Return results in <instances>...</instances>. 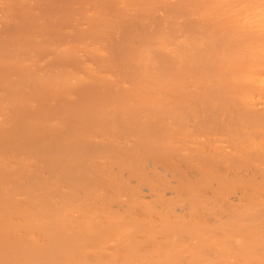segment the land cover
<instances>
[{
	"label": "bare ground",
	"instance_id": "6f19581e",
	"mask_svg": "<svg viewBox=\"0 0 264 264\" xmlns=\"http://www.w3.org/2000/svg\"><path fill=\"white\" fill-rule=\"evenodd\" d=\"M35 1L0 0V264H264V0Z\"/></svg>",
	"mask_w": 264,
	"mask_h": 264
},
{
	"label": "rangeland",
	"instance_id": "374dc122",
	"mask_svg": "<svg viewBox=\"0 0 264 264\" xmlns=\"http://www.w3.org/2000/svg\"><path fill=\"white\" fill-rule=\"evenodd\" d=\"M26 1L28 2V0H26ZM30 1H31L32 3L30 2V4H29V2H28V3H26V4L29 5V6H31V8L33 7L32 11L34 10V11L36 12V11H37V7H38V5H39L40 3L37 5L38 2H36L35 0H30ZM37 1H38V0H37ZM39 1L41 2V4L44 5V6L42 5L43 7H45V5H46V6H47V5H48V6H51L50 9L53 8V7H55V5L58 6L57 4H59V3H58L59 1H57L56 3H54L55 0H52L53 2H52L51 0H49V1L44 0V3H42L43 1H41V0H39ZM50 1H51V2H50ZM75 1H76V0H75ZM78 1H81V0H78ZM82 1H83V0H82ZM82 1H81V2H82ZM85 1H86V0H85ZM92 1H93V0H92ZM102 1H103V0H102ZM102 1H101V2H102ZM104 1H105V2H104ZM104 1H103L104 4H105V3H106V4H108V3L110 4V3L113 2V1L111 2V1L108 0L109 2L107 3L106 0H104ZM114 1H115V0H114ZM155 1H159V0H155ZM46 2H48V3L46 4ZM94 2H95V1L92 2L93 5H94ZM97 2H98V1H97ZM118 2H119V0H117L116 3H118ZM52 3H53V4H52ZM67 3H68V2H67ZM67 3H65L66 6H67ZM70 3H72V5H71ZM73 3L76 4L75 2H69V4H68V8H70V7L72 6V8H70V9H73L72 11H74L75 13L80 12L79 9H78L79 11L74 10L75 7H73V6H76L77 4L74 5ZM84 3H86V2H84ZM87 3H88V4L90 3L89 0H87ZM87 3H86V4H87ZM49 4H50V5H49ZM81 4H82V3H80V4L78 3L79 8H80V5H81ZM86 4H85V5H86ZM88 4L86 5V8H87ZM97 4H98V3H97ZM104 4H103V5H104ZM78 5H77V7H78ZM93 5H92V6H93ZM99 5H100V2H99ZM101 5H102V3H101ZM103 5H102V6H103ZM118 5H119V4H116V6H114L113 3H112L111 5H108V6H110V8H111V9H109V10H112V8L115 9ZM35 6H36V7H35ZM83 6H84V4H83ZM92 6H91V7H92ZM94 6L97 7L96 5H94ZM94 6H93V7H94ZM104 6H105V5H104ZM108 6L105 7V8H106V9L109 8ZM113 6H114L115 8H114ZM77 7H76V8H77ZM81 7H82V5H81ZM84 7H85V6H84ZM89 7H90V6H89ZM89 7H88V8H89ZM91 7H90V9H91ZM93 7H92V8H93ZM98 7H99V6H98ZM100 7H101V6H100ZM34 8H36V10H35ZM68 8H67V9H68ZM82 8H83V7H82ZM88 8H87V9H88ZM103 8H104V7H103ZM103 8H102V9H103ZM47 9H48V7H47ZM95 9H98V8H95ZM100 9H101V8H99V11L96 12V13L94 14V16H93V15H92V16L90 15V16H91V17L89 16L90 19H89L88 17H86L87 14H86L85 17H84V10L82 9V10H83V12H82V13H83V14H82L83 16H81V15H80V17L78 16L79 21H78V18H77V14H78V13L76 14V16L74 15V14H75V13H74V14H73L74 17H73L71 11H70L71 13H70V12L66 13V12L69 11V10H67V11L64 12V13H65L64 17H65V18L63 17V15H62L63 13H61V12H60V13H56V14H55L56 16H55L54 14H52V15H53L52 18H51V21H52V22H51L50 20H48V21H50V23H53L52 25L49 24V22L47 21V19H42V22L45 21V22H44V26H45L47 29H45L44 26L41 27L42 24H43V23L41 22V20H39V22H38V23L41 24V25L38 24L39 27H35V25L37 24V23H36V24L33 26L34 28L31 27L33 24L31 25L32 22L30 23V21H29V23H30V27L32 28V30H31V29H28L27 26H25L26 24H25L24 20H23V22H24V26L28 29V31H29V32L32 31L31 33H33V31H34L33 29L39 31L40 27L42 28L41 31L45 33V32H48V31H49V30H48V27H47L48 25H49L50 27H53V26H54L55 29H52L53 32L55 33V31L57 30L58 32H61V33H58V32H57L56 34H59V37H60V35H62V36H64L65 38L61 36L60 38H63V39H59L58 35H55V36H54V33L52 34V32H51L52 35H50V33L48 32L50 36H53V37H56V36H57L58 39H59V41H58L57 39H55V42L57 41V42L55 43L54 40L51 39V37H50V38L48 39V41L51 40V41L53 42V43H52V42H51V43L49 42V43L51 44V46H52V44L54 45V43H55V44H58V42L60 43L61 41L67 39V36H69V34L72 33V32L74 31V30H73V29H74L73 26H76V27L78 26V27L81 28V26H87L88 22H90L91 24H94V23L96 22L95 20H100V19H97V18H101V21H103L104 19L102 20V17H103V18L105 17L104 13H106V11L104 12V10H100ZM82 10H81V11H82ZM92 10H93V9L90 10V13H94V12H93L94 10H93V11H92ZM109 10H108V12H109ZM115 10H116V9H115ZM117 10H118V9H117ZM85 11H86V10H85ZM95 11H96V10H95ZM102 11H103V12H102ZM24 12H25V10H24ZM99 12H102V14L100 13V15H99ZM22 13H23V12H22ZM53 13H54V12H53ZM85 13H86V12H85ZM87 13H88V11H87ZM111 13H113V11H112ZM58 14H59L60 16H59ZM69 14H71V15H69ZM96 14H97V15H96ZM113 14H115V13H113ZM113 14H112V16H113ZM22 15H23V14H22ZM88 15H89V14H88ZM102 15H104V16H102ZM107 15L109 16L110 14H107ZM107 15H106V17H107ZM115 15H116V14H115ZM25 16H26V15L24 14L23 19L26 18ZM61 16H62V17H61ZM96 16H98V17L96 18ZM53 17H54V19H53ZM56 17H57V20H56ZM67 17H68V18H67ZM81 17H83L84 19L81 18ZM114 17H115V16H114ZM120 17L123 18L122 16H120ZM124 17H125V16H124ZM60 18H61V20H60ZM62 18L64 19V23H63ZM69 18H70V19H69ZM75 18H77L76 20H77V22H79L80 25L76 23ZM91 18H92V20H93L94 22L91 20ZM94 18H95V20H94ZM115 18L117 19V17H115ZM121 18H118V19H121ZM21 19H22V18H21ZM21 19H20V20H21ZM52 19H53L54 21L56 20V22H53ZM66 19H68L71 23H70L69 21H66ZM82 19H83V20H82ZM86 19H87V20H86ZM105 19H106V18H105ZM27 20H28V18H27ZM33 20H35V19H32V21H33ZM58 20L61 21L60 24H58V23H59ZM71 20H72V21H71ZM80 20H81V21H80ZM108 20H110V18H109ZM82 21H83V22H82ZM91 21H92L93 23H92ZM20 22H22V20H21ZM20 22H18V24H20ZM36 22H37V21H36ZM47 22H48V25H45ZM57 22H58V23H57ZM67 22H68V24H67ZM72 22H73V23H72ZM81 22L84 23V24L86 23V24H85V25H84V24H81ZM97 22H98V21H97ZM97 22H96V23H97ZM99 22H100V21H99ZM114 22H115V21H114ZM29 23H28V24H29ZM55 23H57V24H55ZM75 23H76L77 25H73V24H75ZM90 23H89V27L91 26ZM96 23H95V24H96ZM103 23H104V22H103ZM107 23H108V22H107ZM54 24H55V25H58V27H56ZM61 24H62V26H60ZM64 24H66V25H64ZM70 24H71L72 27H70ZM101 24H102V23H101ZM101 24H99L98 28H99L100 26L103 25V24H102V25H101ZM105 24H106V23H105ZM110 24H111V28H112V22H110ZM22 25H23V23H22ZM22 25L20 24V26H22ZM96 25H98V24H96ZM24 26H23V27H24ZM28 26H29V25H28ZM66 26H67V27H66ZM92 26H93V25H92ZM105 26H106V25H105ZM114 26H115V25H114ZM87 27H88V26H87ZM89 27H88V28H89ZM21 28H22V27H21ZM38 28H39V29H38ZM56 28H57V29H56ZM58 28H59L60 30H59ZM65 28H66V29H65ZM88 28H87V30H88ZM92 28H93V27H92ZM92 28L89 29V30H92ZM106 28H108L109 30L111 29V28H109L108 25H107ZM113 28H114V27H113ZM17 29H18V28H17ZM19 29H20V27H19ZM23 29H24V28H23ZM27 29H26V30H27ZM43 29H44V31H43ZM49 29H51V28H49ZM75 29H76V28H75ZM78 29H79V28H78ZM85 29H86V27H85ZM21 30H22V29H21ZM21 30H19V31H21ZM52 30H50V31H52ZM68 30H69L70 32H69ZM76 30H77V29H76ZM76 30H75L74 32H79V31H76ZM79 30H80V29H79ZM83 30H84V29H83ZM94 30L96 31L97 28L94 29ZM113 30H114V29H113ZM28 31H26V32H28ZM38 31H35V32H38ZM41 31H39V32H41ZM23 32H24V31H23ZM42 32H41V33H42ZM68 32H69V33H68ZM83 32H84V31H83ZM83 32H81V33H83ZM86 33H88V31L85 32L84 34H86ZM91 33H93V32H91ZM91 33H89V35H91ZM76 34H77V33H76ZM33 35H34V34H33ZM33 35L31 34V38H33V37H32ZM79 35H82V34H79ZM77 36H78V35H77ZM53 37H52V38H53ZM82 37H83V35H82ZM75 38H78V39H79V37H75ZM80 38H81V37H80ZM84 39H85V37H84ZM78 41H80V40H78ZM49 43H48V46L50 45Z\"/></svg>",
	"mask_w": 264,
	"mask_h": 264
}]
</instances>
